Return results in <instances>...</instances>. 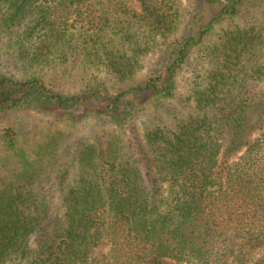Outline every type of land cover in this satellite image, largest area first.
<instances>
[{"label":"trees","instance_id":"16d2710c","mask_svg":"<svg viewBox=\"0 0 264 264\" xmlns=\"http://www.w3.org/2000/svg\"><path fill=\"white\" fill-rule=\"evenodd\" d=\"M181 1L0 0L11 53L68 76L72 64L81 82L67 94L0 72V112L57 125L28 147L22 127L3 135L0 264H264V89L224 64L171 99L212 26L264 0ZM223 37L236 60L259 43ZM151 54L146 78L124 86Z\"/></svg>","mask_w":264,"mask_h":264},{"label":"rangeland","instance_id":"374dc122","mask_svg":"<svg viewBox=\"0 0 264 264\" xmlns=\"http://www.w3.org/2000/svg\"><path fill=\"white\" fill-rule=\"evenodd\" d=\"M179 6L182 12L186 11L187 4L185 0L179 2ZM2 10L0 9V17L4 14V10L3 12ZM202 14L204 19L205 12L203 11ZM184 16H180V28H183L185 25ZM207 18L206 16L204 21ZM191 25L193 26V23L189 24V26ZM240 30H246L253 36L257 35L255 40L259 41V43H256L253 52L248 47L247 51L245 50L246 52H244L245 55L244 53L240 55L238 60L235 59L237 57H235L233 52L231 53L233 55L226 58L225 56L228 51L221 48L220 44L223 42L221 38L224 36L223 38L225 39L229 34H236ZM9 48L7 47V25L5 27V24H2V21H0L1 73L21 79L30 76L33 72H37L41 76H44L47 81L54 82L56 88L63 90L67 94L78 92L81 85V82L77 83L80 78V69H75L71 64L75 76H68L63 73L64 65L66 64H58L57 61H53V63L41 61L37 63L29 62L11 53H14V46L10 44ZM155 56L156 54H151L150 56L143 57L141 67L135 73L131 82L127 81L123 85L126 86L144 80L150 71L151 65L154 63ZM224 64L232 68L234 73L239 72L241 76L247 74L252 76L253 81H255V85L249 86L252 91L256 92L264 89V3L251 4L245 12L236 16L233 20L224 17L212 26L211 30L205 35L204 40L198 46L193 47L187 64L178 75L180 94L171 98L172 101L174 103H181V96L184 98V95L186 96L190 92L189 82L192 78H195V75L205 77L206 71L212 70L214 67L217 69ZM30 65L34 67L31 69ZM95 74L98 78L106 77L104 71L96 70ZM177 106L185 110L182 104ZM49 118L52 117L29 109L0 112V187L5 184L7 173L12 168L11 165L7 166V150L2 147L4 141L3 135L7 134V128H24V136L21 141L28 147L34 145V141L41 140L44 134L57 127ZM142 121H140V125L143 128ZM82 127L81 124L78 128L80 130L83 129V132H88Z\"/></svg>","mask_w":264,"mask_h":264}]
</instances>
